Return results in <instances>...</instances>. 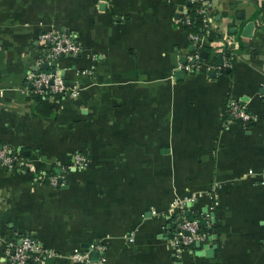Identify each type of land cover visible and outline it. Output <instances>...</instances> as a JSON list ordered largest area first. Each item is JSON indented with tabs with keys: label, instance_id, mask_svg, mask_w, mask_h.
I'll use <instances>...</instances> for the list:
<instances>
[{
	"label": "crops",
	"instance_id": "1",
	"mask_svg": "<svg viewBox=\"0 0 264 264\" xmlns=\"http://www.w3.org/2000/svg\"><path fill=\"white\" fill-rule=\"evenodd\" d=\"M188 3L0 0V145L17 160L0 166V264L25 231L54 252L44 264H264V0H208L204 21L218 36L204 34L208 57L177 79L192 51ZM45 30L82 47L57 61L76 98L23 91ZM231 99L253 113L246 129L222 126ZM78 152L84 168L73 166ZM56 174L64 185L45 182ZM177 199L214 225L178 256L166 214ZM90 244L105 248L96 260L69 258Z\"/></svg>",
	"mask_w": 264,
	"mask_h": 264
},
{
	"label": "built area",
	"instance_id": "2",
	"mask_svg": "<svg viewBox=\"0 0 264 264\" xmlns=\"http://www.w3.org/2000/svg\"><path fill=\"white\" fill-rule=\"evenodd\" d=\"M198 3V12L205 14L208 0H190V3ZM180 16L184 25L191 23L189 8L183 7ZM204 21V20H203ZM205 23V21H204ZM205 27H207L205 23ZM208 28V27H207ZM206 28V29H207ZM204 34L188 32V38L192 45V51L186 57V63L181 66L184 71L190 72L201 66L203 58L201 50L203 48L202 38ZM40 43V54L34 63V68L27 75L26 85L23 87L24 93L28 96L36 95L38 97L58 96L76 98L80 92L78 85L68 86L65 84L63 71L57 66V61L64 56L77 57L82 52L81 45L76 42L69 34L55 30H45L38 35ZM46 65V69L42 66ZM230 67L228 61L222 62L218 67L221 70ZM210 68V66H209ZM222 126L227 127L230 123H239L240 127L246 129L253 121L254 115L242 101L231 99L227 102L222 114ZM16 157L6 145H0V166L6 169H14L16 166ZM87 157L84 153L78 152L74 155L73 166L84 168ZM249 176H255L252 170L247 172ZM259 182L264 185V169L257 174ZM47 183L52 186H62L65 181L60 174L51 175L47 178ZM214 185L210 191V198H213ZM167 217L172 218V233L169 239L171 249L174 255L178 256L192 247L196 242H203L207 236L200 229L198 218H190L185 211V202L177 199L167 210ZM206 225H211L210 217H205ZM129 243L134 242L133 233L125 236ZM10 264H44L45 261L54 255V252L38 245L35 237L25 231L20 237L19 244L11 245ZM104 246L90 244L83 250L74 249L69 258L77 263L88 261V254L91 250H98L101 253ZM101 261V260H100Z\"/></svg>",
	"mask_w": 264,
	"mask_h": 264
},
{
	"label": "trees",
	"instance_id": "3",
	"mask_svg": "<svg viewBox=\"0 0 264 264\" xmlns=\"http://www.w3.org/2000/svg\"><path fill=\"white\" fill-rule=\"evenodd\" d=\"M189 16H190V20L191 23L189 25H185V28L188 32H195V33H199V34H207L208 39L213 40L215 38H217V34L211 30H209L207 27H205V23H204V14L199 13L198 12V8L199 5L198 3H190L189 6ZM207 28V29H206ZM230 62H232V60L230 59ZM225 70V69H224ZM35 99L36 101L40 100V97L35 95ZM50 174H54L53 169L49 172ZM45 182H47V179L45 180ZM188 217L190 218H194V217H198L199 221H200V229L203 233L206 234V236H208L209 234H211L214 225L211 223V225H206L205 221L202 219V217L199 215L194 216V215H188ZM168 223L172 222V218H170L168 221ZM172 224V223H171ZM172 228V226H171Z\"/></svg>",
	"mask_w": 264,
	"mask_h": 264
},
{
	"label": "water",
	"instance_id": "4",
	"mask_svg": "<svg viewBox=\"0 0 264 264\" xmlns=\"http://www.w3.org/2000/svg\"><path fill=\"white\" fill-rule=\"evenodd\" d=\"M253 1L256 2V0H253ZM189 4L190 3H188L187 6H189ZM251 26H252L251 23H250L249 26L248 25L245 26V28L243 30V35L251 38V35H250V28H251ZM201 56L204 59H206L208 57V52L206 50L201 51ZM221 58H222V55H220V54L217 55V63H221L222 62V59ZM182 63H185V59L184 58L182 59ZM42 68L43 69H46L47 67H46V65H43ZM226 71H228V68H227ZM214 72H215L214 70H210L209 71V74H214ZM184 74H185L184 70H177L175 72V77L177 79H182L184 77ZM65 84H67L66 81H65ZM186 214L189 215V213H186ZM212 216H213L212 220L214 222L215 221L214 215H212ZM86 247H88V246H86ZM195 247L196 248H200L201 247V243L200 242H196L195 243ZM214 248L215 247H211V248H207V249L205 248L203 251H201L200 254H204L206 256H210L212 254ZM98 255H99V252H97V251H90L89 254H88V259L89 260H96L98 258Z\"/></svg>",
	"mask_w": 264,
	"mask_h": 264
}]
</instances>
